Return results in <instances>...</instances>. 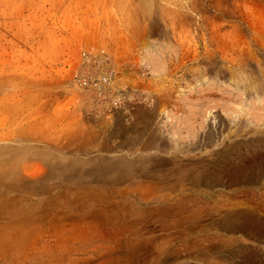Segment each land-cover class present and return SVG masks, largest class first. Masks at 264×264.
Instances as JSON below:
<instances>
[{"label": "rangeland", "instance_id": "1", "mask_svg": "<svg viewBox=\"0 0 264 264\" xmlns=\"http://www.w3.org/2000/svg\"><path fill=\"white\" fill-rule=\"evenodd\" d=\"M0 264H264V0H0Z\"/></svg>", "mask_w": 264, "mask_h": 264}, {"label": "built area", "instance_id": "2", "mask_svg": "<svg viewBox=\"0 0 264 264\" xmlns=\"http://www.w3.org/2000/svg\"><path fill=\"white\" fill-rule=\"evenodd\" d=\"M85 84V82L84 81H82V85H84Z\"/></svg>", "mask_w": 264, "mask_h": 264}]
</instances>
